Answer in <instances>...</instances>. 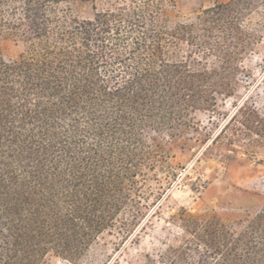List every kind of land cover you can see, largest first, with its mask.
<instances>
[{"label":"trees","instance_id":"1","mask_svg":"<svg viewBox=\"0 0 264 264\" xmlns=\"http://www.w3.org/2000/svg\"><path fill=\"white\" fill-rule=\"evenodd\" d=\"M0 34L23 45L0 54V264H79L108 237L118 264L180 176L157 136L197 132L198 112L221 116L209 138L231 154L264 146V107L218 103L264 44V0L190 21L173 0H0ZM250 208L228 221L180 207L179 232L133 264H264V196Z\"/></svg>","mask_w":264,"mask_h":264},{"label":"rangeland","instance_id":"2","mask_svg":"<svg viewBox=\"0 0 264 264\" xmlns=\"http://www.w3.org/2000/svg\"><path fill=\"white\" fill-rule=\"evenodd\" d=\"M177 20L190 21L209 5L225 0H173ZM101 4L99 3V6ZM81 14H92L91 3L87 2ZM19 38L0 34V54L7 60L15 59L22 51ZM248 77L242 75L239 92L232 98L220 99L222 111H230L234 103L246 101L259 109L264 107V44L249 55L245 61ZM200 124L197 132H189L174 141L164 135L157 136L169 154L170 160L178 166V181L168 196L162 200L160 214L141 232L138 244H128L119 253L118 264H133L141 253L156 255L166 243L179 232L170 222V216L184 207L192 213L215 214L224 220H234L245 214L246 209H255L264 196V146L257 148L256 160L245 155H233L220 143H212L209 136L218 130L221 116L210 111L198 112ZM162 174V173H161ZM259 194L260 196H253ZM113 238H106L107 245L94 247L79 264H104L114 256L111 244ZM50 264H73L54 259Z\"/></svg>","mask_w":264,"mask_h":264}]
</instances>
